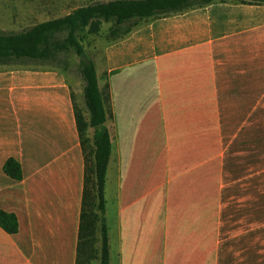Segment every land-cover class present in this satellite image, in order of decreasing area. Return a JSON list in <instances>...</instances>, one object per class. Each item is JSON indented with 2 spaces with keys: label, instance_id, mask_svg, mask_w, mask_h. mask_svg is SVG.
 Masks as SVG:
<instances>
[{
  "label": "crops",
  "instance_id": "crops-1",
  "mask_svg": "<svg viewBox=\"0 0 264 264\" xmlns=\"http://www.w3.org/2000/svg\"><path fill=\"white\" fill-rule=\"evenodd\" d=\"M107 1L0 0V31ZM131 23L89 57L108 85V264H264V3L215 0ZM73 98L61 74L0 64V211L17 224L0 225V264L86 257L93 129L79 137Z\"/></svg>",
  "mask_w": 264,
  "mask_h": 264
},
{
  "label": "trees",
  "instance_id": "trees-1",
  "mask_svg": "<svg viewBox=\"0 0 264 264\" xmlns=\"http://www.w3.org/2000/svg\"><path fill=\"white\" fill-rule=\"evenodd\" d=\"M215 0H109L95 2L78 7L69 14L48 19L28 26L21 31H0V64L13 61L53 62L61 53L72 50L79 56L77 71L83 81L82 95L87 116L74 106V117L79 137L84 138L86 130L92 131V189L94 203L87 201L81 210L79 236L84 235L86 253L92 248L95 238L96 211L101 214L105 209L104 186L110 153V135L104 124L108 117L105 103L108 102V85L101 91L97 82L94 63L83 58V41L89 34L99 33L102 22H110L108 37H119L128 33L132 19L156 17L161 14L182 11L195 6H202ZM243 3H264V0H234ZM4 168L13 177L19 176L17 162L8 159ZM89 197V190L85 193ZM0 225L8 232H14L16 221L13 215L0 211ZM99 264L109 263L107 232L104 219L100 218ZM80 259V258H79Z\"/></svg>",
  "mask_w": 264,
  "mask_h": 264
},
{
  "label": "rangeland",
  "instance_id": "rangeland-1",
  "mask_svg": "<svg viewBox=\"0 0 264 264\" xmlns=\"http://www.w3.org/2000/svg\"><path fill=\"white\" fill-rule=\"evenodd\" d=\"M107 27L108 23H104L102 25V29L99 33L98 36H92V37H87L86 40L84 41V54L83 58H91L95 55H99L98 49H95V45L98 44L97 40H102L107 37ZM88 38H90L88 40ZM88 40V41H87ZM78 60L79 56H77L72 50H69L66 53H61L58 56V60L53 61V62H40V61H13L7 66L10 68H20V69H39V70H48L52 71L57 74H61L65 82L68 84L69 89H70V94L74 98L73 103L76 108V110H81L80 108L77 107V99L80 98L78 96V92L81 90V85L83 84V81L77 71V65H78ZM79 104V103H78ZM107 188H106V194H105V213L103 212L102 214L97 210L96 211V221H95V232L94 234H98L99 229H100V218L103 219L105 216L106 218V224L108 226L109 224V217H110V194H109V182L107 178ZM104 214V215H103ZM244 225L239 224V223H234L230 222V225L227 229V231H233L237 232L238 230H243ZM95 240L97 237H95ZM95 242V241H94ZM81 262L80 264H99V252H98V244L92 248L87 249L86 257L80 258Z\"/></svg>",
  "mask_w": 264,
  "mask_h": 264
}]
</instances>
